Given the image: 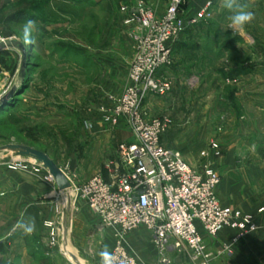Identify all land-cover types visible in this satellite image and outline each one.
Instances as JSON below:
<instances>
[{
  "label": "rangeland",
  "instance_id": "374dc122",
  "mask_svg": "<svg viewBox=\"0 0 264 264\" xmlns=\"http://www.w3.org/2000/svg\"><path fill=\"white\" fill-rule=\"evenodd\" d=\"M144 1L157 15L164 14L169 5V0ZM208 1L213 3L211 17L182 34L174 45L172 64L164 71V78L172 83L169 94L176 93L179 106L161 113L144 102L146 115L169 119L166 133L182 117L188 127L202 136L207 134L212 126L209 101H220L226 94L233 96L239 83L246 97L264 98V0H238L255 15L243 29L228 28L230 13L220 6V0H185L184 16L197 14ZM136 4L137 0H0V34L7 40L22 41L31 53L29 80L12 97L13 105H4L0 111V168L47 183L10 167L35 159L11 148L28 145L48 153L78 184L96 173L111 177L119 163L116 145L132 140V133L125 119L112 126L104 114L114 106L113 97H122L129 84L130 66L144 33L139 23L127 21L131 13L124 7ZM17 16L20 22L15 20ZM28 20L35 21L30 43L23 38ZM202 49L214 53L213 57ZM6 50L10 51L6 58L9 68L1 65L0 72L17 81L21 53L16 48ZM175 65L190 74L180 75ZM194 65L195 71L201 67L203 73L192 75ZM239 70L244 71L242 77ZM231 74L237 76L231 78ZM169 94L150 95L165 98ZM198 98L200 106H196ZM210 149L211 142L195 154L203 161L201 167L209 163ZM16 204L15 196L0 208V231L3 227L21 228L23 220ZM47 222L53 221L44 222L49 240ZM58 237L59 244L53 248L60 257L56 264H66L60 247L62 236Z\"/></svg>",
  "mask_w": 264,
  "mask_h": 264
},
{
  "label": "built area",
  "instance_id": "2783aa9c",
  "mask_svg": "<svg viewBox=\"0 0 264 264\" xmlns=\"http://www.w3.org/2000/svg\"><path fill=\"white\" fill-rule=\"evenodd\" d=\"M185 0H169L167 10L157 15L144 0H137L133 8L124 7L131 13L128 23L137 22L144 30L139 38L138 51L131 63L129 84L122 97L114 100L107 109L104 120L116 126L125 119L134 137L132 142L117 145L119 163L107 182L96 173L87 182H71L68 189L75 199H81L99 217L101 223L112 230L115 244L109 252L113 264H148L129 249L127 235L145 228L152 234L159 252L160 264H170L167 252L188 250L192 261L211 264L204 235L216 237L224 229L235 232L226 253L233 252L234 244L260 229L254 215L232 206L223 205L216 190L221 176L212 163L195 170L181 151L163 143L169 127V119L150 117L143 111L144 102L153 93L164 96L172 90V83L164 78V71L172 64L175 43L187 29L202 19L211 17L212 2L193 16H184ZM0 34V43H5ZM18 81V80H17ZM6 72H0V99L16 83ZM216 157L222 154L220 144L211 142ZM22 170L55 185L56 180L35 159L28 163L18 162L10 166ZM264 209H260L262 212ZM48 247L59 244V230L53 222ZM60 247L65 252L64 239Z\"/></svg>",
  "mask_w": 264,
  "mask_h": 264
},
{
  "label": "crops",
  "instance_id": "0c3cea01",
  "mask_svg": "<svg viewBox=\"0 0 264 264\" xmlns=\"http://www.w3.org/2000/svg\"><path fill=\"white\" fill-rule=\"evenodd\" d=\"M202 50L210 58L213 57L214 53ZM173 68L180 75L190 74L182 66L175 65ZM196 68L194 65L192 75L203 73L201 67L195 71ZM239 72L242 77L244 71ZM237 88L233 96L226 94L220 101L216 98L214 103L209 101L212 126L207 134L202 136L194 131L181 117L176 126L163 136V143L181 151L195 170H201L203 162L195 154H200L212 141L220 144V157H216L212 149L208 155L209 162L221 176L216 194L223 205L254 215L260 229L235 243L232 253H226L225 248L232 242L233 230L224 229L216 237L204 235L208 252L212 254L211 264H264V210L260 212L264 209V98L246 97L240 83ZM175 94L165 98L150 95L146 100L147 106L161 113L175 111L179 106ZM196 100V106H200V99ZM131 138L122 142H132L133 135ZM90 177L80 182H87ZM104 178L112 182L111 177ZM0 191V208L16 196V211L23 220L21 225L33 228L31 233L26 232L24 227L16 231L1 228L0 244L4 251L0 253V260H4V264H56L60 257L57 249L48 247V229L44 226L47 219L54 222L64 239L65 249L71 251L64 252L66 264H101V251L110 252L114 247L112 230L101 223L85 201L75 199L57 184L43 183L25 174L0 168ZM127 239L130 251L141 260L148 264H160L158 249L148 229H137L129 233ZM167 256L170 264H199L192 261L187 250L178 252L171 248Z\"/></svg>",
  "mask_w": 264,
  "mask_h": 264
},
{
  "label": "water",
  "instance_id": "95a60500",
  "mask_svg": "<svg viewBox=\"0 0 264 264\" xmlns=\"http://www.w3.org/2000/svg\"><path fill=\"white\" fill-rule=\"evenodd\" d=\"M11 48H16L21 53L18 83L22 84L27 77V69L29 66V51L22 41L16 39H9L5 43H0V51ZM17 94L18 86L15 85L7 94H5L0 99V107L7 105L12 97L16 96ZM11 148L16 150L18 149L19 153L27 155L31 158H35L36 160L41 162L44 168L47 169L49 173L54 177L57 186L61 190H68L71 188V182L66 176L65 172L62 170V168H60V165H58L45 151L28 145H13Z\"/></svg>",
  "mask_w": 264,
  "mask_h": 264
},
{
  "label": "clouds",
  "instance_id": "9594fccd",
  "mask_svg": "<svg viewBox=\"0 0 264 264\" xmlns=\"http://www.w3.org/2000/svg\"><path fill=\"white\" fill-rule=\"evenodd\" d=\"M220 6L230 13L227 16L228 20V28L229 29H243L246 25L250 24L255 15L251 10H248V6L246 4H241L238 0H220ZM35 26V21L28 20L25 23L23 38L26 43L31 42L30 33ZM20 227H24L25 231L31 233L33 228L31 226L19 225ZM101 256V264H113V257L107 251L103 250L100 253Z\"/></svg>",
  "mask_w": 264,
  "mask_h": 264
},
{
  "label": "trees",
  "instance_id": "16d2710c",
  "mask_svg": "<svg viewBox=\"0 0 264 264\" xmlns=\"http://www.w3.org/2000/svg\"><path fill=\"white\" fill-rule=\"evenodd\" d=\"M25 14V13H24ZM23 13H22V15H24ZM21 15V16H22ZM23 18V17H22ZM15 20L16 21H21V19H20V17L19 16H17L16 18H15ZM27 47V46H26ZM27 49H29L28 47H27ZM9 54H10V51H8V50H3V51H0V66L2 65L3 67H6V68H9V66H8V64H7V60H6V58L9 56ZM30 55H31V53H29V59H30ZM30 61V60H29ZM0 71H1V68H0ZM29 71H30V63H29V66H28V69H27V77H26V79H25V81L20 85V86H18V94L20 93V90H19V88H21V86H24V84L29 80ZM237 75L236 74H231V75H229V77H231V78H234V77H236ZM17 96V95H16ZM13 101H14V99H11L10 100V103L9 104H7V106H9V105H13V104H11V103H13ZM4 109V107H0V111L1 110H3ZM4 251V249H3V245L2 244H0V253L1 252H3Z\"/></svg>",
  "mask_w": 264,
  "mask_h": 264
},
{
  "label": "bare ground",
  "instance_id": "6f19581e",
  "mask_svg": "<svg viewBox=\"0 0 264 264\" xmlns=\"http://www.w3.org/2000/svg\"><path fill=\"white\" fill-rule=\"evenodd\" d=\"M69 247V246H68ZM67 251V250H66ZM71 252L70 249H68V253Z\"/></svg>",
  "mask_w": 264,
  "mask_h": 264
}]
</instances>
